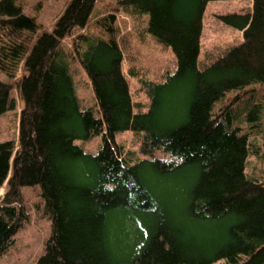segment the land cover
<instances>
[{"label": "trees", "instance_id": "obj_1", "mask_svg": "<svg viewBox=\"0 0 264 264\" xmlns=\"http://www.w3.org/2000/svg\"><path fill=\"white\" fill-rule=\"evenodd\" d=\"M112 1L91 21L96 0H67L45 30L17 0H0V71L20 70L23 102L17 142L0 141V257L28 219L20 189L37 187L50 232L32 264H264V178L245 174L264 136V0L218 15L245 42L201 64L202 16L215 0ZM118 13L145 17L143 32L174 58L160 78L129 70L144 111L122 68ZM75 61L93 106L79 107ZM10 93L0 80V115L16 106ZM126 131L142 134L143 158L117 143ZM94 136V153L75 143Z\"/></svg>", "mask_w": 264, "mask_h": 264}, {"label": "rangeland", "instance_id": "obj_2", "mask_svg": "<svg viewBox=\"0 0 264 264\" xmlns=\"http://www.w3.org/2000/svg\"><path fill=\"white\" fill-rule=\"evenodd\" d=\"M26 14L36 17L42 29L50 30L58 15L63 10L67 0H17ZM255 0H215L206 4L202 16V32L200 38L199 64L215 59L218 54L226 52L230 48L242 45L245 42V31H238L218 19V15L228 12H240L248 9L254 12ZM112 0H96L91 21L103 16L113 8ZM117 24L123 36L124 47L123 71L127 75L131 96L136 110H146L149 99L139 88L137 78L129 75V70L140 76L148 78H160L163 71L174 69L175 62L171 51L159 45L153 38L145 34V17L136 20L124 13L117 14ZM70 38H65L64 43L68 45ZM73 78L76 97L79 107L94 105V95L88 78L77 61L72 62L69 67ZM17 71L14 79H9L0 71V80L11 84L10 95L15 99L16 106L0 115V141L13 139L18 140V128L20 111L23 102L20 99L16 87V81L20 76ZM234 93V92H233ZM232 92L226 96L232 97ZM100 138L97 136L89 140H76L84 151L94 153ZM118 144L126 151L132 152L135 157L143 158L140 152L142 134L126 131L116 136ZM256 145L259 147V155L250 153L247 158L245 174L248 178L256 180L264 178V136H256ZM153 157L162 158L164 153L157 151ZM167 157V156H165ZM6 181L0 186V197L4 195ZM21 203L27 212V221L14 236V244L0 257V264H32L36 257L42 252L43 244L50 232V221L41 213V198L37 187H23L20 189ZM216 264H221L216 263Z\"/></svg>", "mask_w": 264, "mask_h": 264}, {"label": "bare ground", "instance_id": "obj_3", "mask_svg": "<svg viewBox=\"0 0 264 264\" xmlns=\"http://www.w3.org/2000/svg\"><path fill=\"white\" fill-rule=\"evenodd\" d=\"M96 108V107H95ZM95 111V110H94ZM94 117V116H93ZM100 117V116H99Z\"/></svg>", "mask_w": 264, "mask_h": 264}]
</instances>
